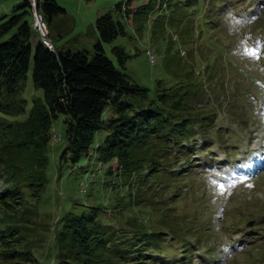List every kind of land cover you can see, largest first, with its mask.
<instances>
[{
  "label": "rangeland",
  "instance_id": "obj_1",
  "mask_svg": "<svg viewBox=\"0 0 264 264\" xmlns=\"http://www.w3.org/2000/svg\"><path fill=\"white\" fill-rule=\"evenodd\" d=\"M22 1L0 0V28L23 11L14 9ZM54 1L64 11L47 21L56 50L93 53L98 42L95 21L111 13L126 30L125 36L102 44L114 65L147 87L153 97L157 80L174 85L192 71L195 104L213 115L212 128L206 134L209 142L202 144L206 150L194 156L197 168L182 180L153 182L154 197L150 189L144 208L124 209L123 216L135 215L151 223L166 208L172 216H179L172 232L164 230L170 237L161 245L168 258L162 262L264 264V0H215V9L208 6L211 0H129V17L115 10L116 4L127 0ZM209 13L214 15L211 23ZM25 20L33 21L23 15ZM11 26L0 44L16 32L18 23ZM37 38L32 29L31 42ZM114 46L123 47L129 55L124 68L111 54ZM21 96L26 101L25 113L13 119L23 120L33 99H42V91L31 80V65ZM63 130L60 116L53 122V133L60 134L61 141L47 151L48 182L37 204L29 201L27 205L25 235L31 241L35 264H52L54 224L66 211L112 204L107 185L102 188L99 183V168L103 173L107 167L114 170L115 163L98 165L104 161L98 157L101 160H82L80 169L64 163L58 169L65 146ZM103 137L104 132L96 136L99 141ZM91 170L99 171L98 175ZM90 173L93 177L88 181ZM2 185L0 181V189ZM152 200L155 205L150 206ZM111 215L106 217L112 219ZM123 221L111 220L118 225ZM249 222H253L251 226ZM188 251L190 256L182 260L183 252Z\"/></svg>",
  "mask_w": 264,
  "mask_h": 264
},
{
  "label": "trees",
  "instance_id": "obj_2",
  "mask_svg": "<svg viewBox=\"0 0 264 264\" xmlns=\"http://www.w3.org/2000/svg\"><path fill=\"white\" fill-rule=\"evenodd\" d=\"M214 2L208 1L212 9ZM130 4L129 0L116 4L115 10L129 17ZM14 9L23 11L0 28L1 38L11 24L18 23L16 32L0 44V263H36L25 235V216L30 211L29 201L37 204L48 182L47 151L53 122L61 116L65 146L58 169L61 163L80 169L82 160L94 158L104 160L98 165L116 166L114 170L107 167L104 173L102 168L100 173L91 170L96 176L100 174L102 188L108 187L112 199L109 208L92 205L81 211L69 209L56 220L52 264H168L161 245L170 236L164 230L172 232L179 216H172L166 208L158 211L160 219L149 223L135 215L124 217L122 211L144 208L150 189L152 197L157 192L151 187L158 179L182 180L197 168L194 156L206 150L202 144L209 142L206 134L212 128L213 115L195 104L192 71L180 76L174 85L157 80L153 97L147 87L122 73L104 53L102 44L126 35L124 24L111 13L96 19L98 42L90 53L58 51L52 41L51 51L39 38L32 43L31 24L22 21L23 15L32 18L28 0ZM36 11L46 27L47 21L64 12L54 0H36ZM213 16L211 13L210 23ZM111 54L124 68L129 58L124 48L114 46ZM30 65L33 86L42 91V99H33L23 120L13 119L25 113L21 92ZM99 132H104L100 141L96 138ZM92 177L90 173L88 181ZM107 214H112V219ZM120 219L123 223L116 224ZM189 253L183 252L182 260Z\"/></svg>",
  "mask_w": 264,
  "mask_h": 264
},
{
  "label": "built area",
  "instance_id": "obj_3",
  "mask_svg": "<svg viewBox=\"0 0 264 264\" xmlns=\"http://www.w3.org/2000/svg\"><path fill=\"white\" fill-rule=\"evenodd\" d=\"M31 7V13L33 18L32 27L38 33L41 43L48 49L53 51V45L51 40L48 38L47 27L43 17L36 11V0H28ZM61 135L52 133L50 138L51 145L59 143Z\"/></svg>",
  "mask_w": 264,
  "mask_h": 264
},
{
  "label": "water",
  "instance_id": "obj_4",
  "mask_svg": "<svg viewBox=\"0 0 264 264\" xmlns=\"http://www.w3.org/2000/svg\"><path fill=\"white\" fill-rule=\"evenodd\" d=\"M252 223H253V222H249V223H248V226H251V225H252Z\"/></svg>",
  "mask_w": 264,
  "mask_h": 264
},
{
  "label": "clouds",
  "instance_id": "obj_5",
  "mask_svg": "<svg viewBox=\"0 0 264 264\" xmlns=\"http://www.w3.org/2000/svg\"><path fill=\"white\" fill-rule=\"evenodd\" d=\"M225 251L227 252V251H228V249H227V248H225Z\"/></svg>",
  "mask_w": 264,
  "mask_h": 264
},
{
  "label": "snow or ice",
  "instance_id": "obj_6",
  "mask_svg": "<svg viewBox=\"0 0 264 264\" xmlns=\"http://www.w3.org/2000/svg\"><path fill=\"white\" fill-rule=\"evenodd\" d=\"M250 54H252V53H250Z\"/></svg>",
  "mask_w": 264,
  "mask_h": 264
}]
</instances>
